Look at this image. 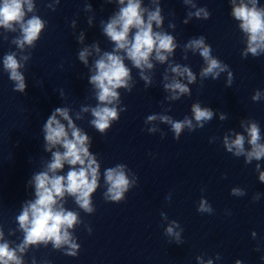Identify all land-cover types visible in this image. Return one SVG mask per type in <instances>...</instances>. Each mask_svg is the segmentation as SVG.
<instances>
[{
  "label": "clouds",
  "instance_id": "1",
  "mask_svg": "<svg viewBox=\"0 0 264 264\" xmlns=\"http://www.w3.org/2000/svg\"><path fill=\"white\" fill-rule=\"evenodd\" d=\"M118 2L121 5L119 12L103 27L104 33L114 42L115 48L112 52H105L95 61V74L90 76V83L94 85L96 98L99 101L97 106L91 108V115L94 117L91 124L102 134L110 127L112 121L119 119L117 108L111 106L119 102L120 94L117 89L125 88L131 91L129 87L130 69L124 63L125 56L118 53L123 51L132 65L141 69V78L148 81V77L143 75V69L153 68V64L150 62L153 52H155V59L164 63L177 47L172 35L153 30V23L157 27L162 23L159 7L155 11H148L141 7V0H127L126 3L125 0H118ZM33 8L32 0H0V27L15 31V25H19L21 36L14 42L21 49L25 44L32 46L44 27V22L38 16L33 15L31 18L25 19L26 12H32ZM202 11L204 10H199L196 15L199 16ZM145 12H147L146 19ZM232 15L241 22L239 27L248 36V47L243 55L246 56L250 52L253 56H259L260 52L264 51V8L258 7L256 0H251V7L241 0L239 5L233 3ZM133 29H135L134 33H132ZM130 33H132L131 38ZM93 47L96 52L100 51L95 45ZM185 47L193 51L199 50L200 55L204 58L207 67L202 69V77L211 76L216 79L221 72L227 71V65L212 57L211 46L205 44L203 36L191 39ZM89 55L91 52L85 48L79 52V59L87 65ZM23 59H27V57ZM3 65L10 80L15 82L14 91L24 92L25 77L19 71L23 65L17 60L15 53L5 55ZM171 71L177 76L186 75L189 82L195 79L188 67L175 65L171 67ZM228 83L230 85L231 80ZM164 87L174 94L172 99L179 98L178 95H175L176 93L185 94L189 91L185 84L176 79H172ZM252 99L258 101L260 93L257 92ZM125 110L121 109V111ZM83 111H89V109L84 108ZM192 112L196 125H193L192 120L188 117H185L183 121H173L169 116L157 117L156 115H149L146 122H152L159 118L162 122L170 124L175 133L174 138L178 140L185 126L190 131H194L196 127L203 128L204 122L210 121L214 115L211 109L202 108L199 103L192 105ZM57 116L67 121V127L57 119ZM224 118L221 116V119ZM245 130L250 137L248 143L252 146L251 151L245 153V137L239 134L231 141L226 136L224 145L228 152L235 149L234 155L236 156L246 154L247 162L250 163L253 158L259 160L264 157V144L260 143V126L257 122H251ZM43 131L46 150L51 151L52 148L59 145L63 151L53 152L52 161L48 163L47 170L34 175L36 198L34 201L27 202L16 218L24 233L23 241L17 248H11L8 242H0V264H23L17 251L24 253L30 245L40 243L46 245L49 241L55 248L65 244L73 250L78 248V245L72 242L68 231L78 223V214L66 210L63 204L59 203L65 194L73 196L76 204L86 212L93 211L91 195L98 187L100 165L95 156L89 152V137L75 126L67 108H56L48 117ZM150 131H155V129H150ZM65 163L70 166L66 176L57 174L58 170L63 169ZM124 168V165L117 164L115 167L105 169L104 178L108 185L105 193L106 199L117 202L122 200L124 193L131 186ZM260 180L264 181V172L260 174ZM232 194L244 195V192L241 189L233 188ZM197 211L212 214L213 208L206 199L202 198ZM175 223L173 221V224ZM166 233L173 235V228L169 226ZM175 235L178 237L179 233H175ZM0 240H3L2 231H0ZM68 254L74 255L75 252ZM208 264H212V261L210 260Z\"/></svg>",
  "mask_w": 264,
  "mask_h": 264
}]
</instances>
